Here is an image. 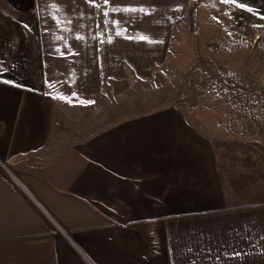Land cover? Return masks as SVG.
<instances>
[{
	"label": "crops",
	"instance_id": "0c3cea01",
	"mask_svg": "<svg viewBox=\"0 0 264 264\" xmlns=\"http://www.w3.org/2000/svg\"><path fill=\"white\" fill-rule=\"evenodd\" d=\"M261 16L0 0V264H264Z\"/></svg>",
	"mask_w": 264,
	"mask_h": 264
},
{
	"label": "rangeland",
	"instance_id": "374dc122",
	"mask_svg": "<svg viewBox=\"0 0 264 264\" xmlns=\"http://www.w3.org/2000/svg\"><path fill=\"white\" fill-rule=\"evenodd\" d=\"M209 9H211V7H209ZM223 38L224 39H221V40L224 41L227 44H230V42H233L227 36H225ZM255 40H256V38H254L252 41H255ZM244 41H247V40H244ZM244 41H242V45H243ZM252 43L253 42H251L248 46L249 47L252 46ZM245 47H247V46H245ZM129 76H130L129 77L130 82L129 83H127V82L125 83V90H126V94L128 92L126 97L128 96L130 99H132V97H133V95L135 93H139V92H141L143 94H148V95L152 94V93H154V90H152V89L156 88L159 85L162 86V84H163V78L162 79H152L150 81H141L140 79H138V77H136L133 74H129ZM111 86H112V84L110 83L109 84L110 96L114 99L117 96V92L115 91V88L112 89L113 86L112 87ZM161 86H159V87H161Z\"/></svg>",
	"mask_w": 264,
	"mask_h": 264
},
{
	"label": "snow or ice",
	"instance_id": "6c2138e0",
	"mask_svg": "<svg viewBox=\"0 0 264 264\" xmlns=\"http://www.w3.org/2000/svg\"><path fill=\"white\" fill-rule=\"evenodd\" d=\"M109 2V0H104V3L107 4ZM222 3H225V4H229V3H236V0H221ZM239 7L241 8H245L246 5L245 4H239L238 5ZM117 9L116 8H113V11H116ZM248 11H252L251 8H247ZM123 11H131V12H135V11H140V12H143L144 9L141 8V9H131V8H126V9H123ZM105 16L108 15L107 12L104 13ZM261 19H264V16H261L260 17ZM254 27H259L258 25H254ZM126 31V29H123L121 31H118L116 33V35H123V32ZM229 35H231V33H229ZM128 39H140V40H146L147 37L143 36V35H139L138 37H126ZM109 42H111V39H109ZM0 71H3V69H0ZM5 83H10L9 81H4ZM51 87V85H50ZM73 96H75L76 94L73 93L72 94ZM53 98H59V99H68L69 102H71L70 98H67V97H64V96H61L59 94H57V96L53 97ZM83 103H86V104H92L94 103V101H84Z\"/></svg>",
	"mask_w": 264,
	"mask_h": 264
},
{
	"label": "built area",
	"instance_id": "2783aa9c",
	"mask_svg": "<svg viewBox=\"0 0 264 264\" xmlns=\"http://www.w3.org/2000/svg\"><path fill=\"white\" fill-rule=\"evenodd\" d=\"M230 44H231V45H235L236 42L233 41V42H230ZM249 44H250V43H249L248 41H244V42H243V45H244V46H248Z\"/></svg>",
	"mask_w": 264,
	"mask_h": 264
}]
</instances>
